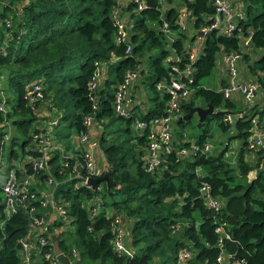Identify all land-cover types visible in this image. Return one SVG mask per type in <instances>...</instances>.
<instances>
[{"label":"trees","instance_id":"1","mask_svg":"<svg viewBox=\"0 0 264 264\" xmlns=\"http://www.w3.org/2000/svg\"><path fill=\"white\" fill-rule=\"evenodd\" d=\"M153 1L156 6L136 9L133 0H0V146L4 150L9 145L11 159L17 157L14 148L19 145L22 156L18 162L30 166L31 159L39 154L36 134L47 130L40 122L48 116L37 113L39 106L48 111L52 105L57 109L59 118L53 132L60 142L65 141L62 144L67 149L71 147L70 128L82 131L85 114L90 113L100 123V156L116 186H104L102 206L96 213L90 214L88 200L101 189L73 187L79 180L72 170L76 158L65 165L59 153L54 154L48 169L36 175L31 187L35 192L44 188L49 175L56 181L54 197L65 203L68 219L57 217L55 224L68 223L73 228L64 227L55 237L70 258L85 264H176L178 251L188 247L193 264H222L217 260L221 251L241 264H264V147H249L247 142L254 118L264 130V109L258 110L255 105L256 110L246 109L230 121L226 114L239 110L232 99L224 96L225 80L214 87L201 82L212 72L219 51L237 52L245 65L244 73L247 70L253 76L251 79L259 84L264 97V52L258 51L264 48V0H244V16L238 19L234 32L224 34L214 29L202 38L203 46L192 62V92L180 103V114L188 111L186 104L196 105L198 96L202 106H214L215 112L202 122L196 140L199 145L207 134L205 121L215 118L222 130L235 128L234 135L242 141L235 162L224 155L227 143L216 153L178 155V150L189 147L190 142L184 140L185 132L177 129L186 120L176 118L172 148L161 153V162L154 171H147L143 167L147 127L138 131L132 127L133 116L114 112V90L125 72L134 71L143 86L154 90L148 96L152 105L138 117L150 120L163 115L168 92L156 86L177 77L172 65L182 70L189 63L186 42L212 20L215 10L211 0H163V4ZM181 7L190 14V34L178 30ZM124 11L132 23L129 51L126 43L115 40L113 14ZM239 34L249 36L245 50ZM97 65H101L102 75L114 89H103L99 84L93 108L89 83ZM33 79H40L44 92L36 105L26 98ZM115 120H121L123 125L109 129ZM10 126L8 140L1 141ZM61 128L66 129L61 132ZM250 153L253 158L247 160ZM196 167H200L201 174ZM77 172L84 173L79 165ZM205 183L211 195L220 200L217 212L207 206L201 195L200 187ZM30 204L45 217L46 210L52 211L37 199H27L26 205L17 203L16 210L5 215L0 193V264H23L20 249L32 227L27 208ZM115 214L122 217L132 254L115 251ZM221 220L226 222L230 237L219 247L215 227ZM41 234L49 243L39 248L37 264H50L42 255L53 249V241L46 230ZM72 248L76 249V257L71 255Z\"/></svg>","mask_w":264,"mask_h":264},{"label":"built area","instance_id":"2","mask_svg":"<svg viewBox=\"0 0 264 264\" xmlns=\"http://www.w3.org/2000/svg\"><path fill=\"white\" fill-rule=\"evenodd\" d=\"M136 9H142L148 6L145 0H133ZM215 6L212 20L203 25L199 30L206 32L209 30L217 29L221 33L229 34L234 32L237 26L239 18L244 16V10L242 2L235 0L231 3L230 0H211ZM243 1V0H241ZM190 18L188 11L181 7L178 14V24L180 30H186L187 20ZM114 24L116 28L115 40L118 43H126V50L131 49V44L128 42L130 28L132 23L127 19L121 17L120 14L115 12L113 14ZM190 21V20H189ZM166 30H168L166 28ZM242 36V34H239ZM197 41L194 47H189L190 52L188 55L189 63L180 70L176 65H172L171 68L177 73V77L169 82L160 81L157 84V89L166 90L168 92V98L166 102L165 113L159 117H154L150 120H145L134 115V103L135 99L130 93V87L132 82L137 78L134 71H127L124 74L123 79L117 84L112 100V107L117 115L121 116H133V123L137 129H143L147 127V146L146 152L143 156V167L147 171H154L161 162L162 151H168L172 148V142L174 141L172 136V122L175 117L180 116V103L183 99H186L193 89V76H192V62L199 54L202 37H196ZM249 42V36L245 39L244 43ZM243 41H241V44ZM243 45V44H242ZM241 45V47H242ZM240 57L237 52H230L224 54V61L228 67V71L231 74V80L223 88L224 96H230L234 91H239L247 102L254 100L259 84L256 81L251 80H236L237 69L235 62ZM102 70L101 65H97L94 69L90 83H89V96L93 102V108H96L97 89L99 80L101 79ZM44 97L43 87L39 81L32 82L26 91V98L31 105H36ZM43 115L48 117L44 120V127L47 129L45 132L37 133L36 137L39 138V154L31 159L29 167L24 164H18L14 166L10 164L8 172L1 173L0 171V191L4 201V210L6 215L11 214L16 210V204L21 203L26 205L27 199H37L41 206L49 205L52 208V212L63 220L68 219L67 211L64 202H58L54 197V189L56 181L51 175L47 176L45 180V187L38 189L36 192L32 190V184L36 175L43 170L48 169L49 161L53 155L59 153L61 162L65 165L69 159L76 158V164L73 167V174L77 176L79 180L74 183V188L77 185H86L91 187L87 182V178L98 177L102 175L105 164L99 162V140L93 131V115L90 113L85 114L82 117V123L85 128L82 131H76L78 138L77 145L72 149L65 148L61 142L57 140L54 134V126L58 123V111L55 106L52 105L48 111L44 107ZM4 110V109H3ZM226 118L230 121L233 117L230 113L226 114ZM2 135L3 142H6L8 137L7 133ZM249 147H264V130H262L256 123V119L252 120V128L249 136L247 137ZM210 145L205 140L202 145L196 142H190L189 147L181 148L178 150V155H184L187 152L196 153L197 151L206 152L209 151ZM3 154V147L0 146V167L2 165L1 155ZM77 165L83 168V175L77 172ZM30 169V170H28ZM200 167H196L198 172ZM18 170L20 173H18ZM69 175V178L72 177ZM96 187L100 190L99 184ZM201 195L207 206L213 211H218L221 208L220 200L217 197L211 195L210 187L207 183L200 187ZM88 206L90 214L96 213L102 206V200L96 194L88 200ZM28 214L31 217L32 227L27 237L22 239L20 256L23 264H37L35 253L39 252L41 246L49 243L48 239L41 234L46 228V217L43 214L36 213V206L34 204L28 205ZM59 215V216H58ZM226 222L221 220L217 223L215 231L217 233L216 244L219 247L223 246V241L230 237V232L225 228ZM112 225L114 226L113 246L115 251L119 254H132V249L128 247L126 243L125 231L122 224V217L119 214H115L112 218ZM34 237V238H33ZM34 240H30V239ZM76 249H71L72 257H76ZM44 260H47L50 264H60L59 259L53 249L45 250L42 255ZM232 255L228 254V257ZM218 262L222 264H241L238 259L231 260L224 257V252L221 251L217 256ZM176 264H193L192 251L188 247H182L177 254Z\"/></svg>","mask_w":264,"mask_h":264},{"label":"rangeland","instance_id":"3","mask_svg":"<svg viewBox=\"0 0 264 264\" xmlns=\"http://www.w3.org/2000/svg\"><path fill=\"white\" fill-rule=\"evenodd\" d=\"M159 1L162 2L163 0H159ZM230 1H231V3H233L235 0H230ZM238 1L242 2V5L240 6V8H242V6H243V9H244V6H245L246 2L244 0L243 1L238 0ZM125 13L126 12H123V13H121V15L123 16V18L128 19V15L127 16H124L123 15ZM190 29H191L190 26L187 27V29H186V31L189 34H190ZM178 30H180V29H178ZM242 38H243V36H241V41H242ZM196 41H197V38L192 39L190 41V45L192 47H194L195 44H196ZM242 47H244V46H242ZM258 51L259 52H264V48H259ZM222 53H223L222 51H219L216 54V63L214 65V68L212 69V72L209 75H207V76H205V77H203L201 79V82H202V84L204 86H211L212 87V86H216L218 84L215 81L218 78L217 77V74H218V71L219 70L225 71L227 73V75L229 74L228 67L223 62V60L221 58ZM250 53H252V51H250ZM238 59H240V58H238ZM235 65H236V62H235ZM236 69H237V71L239 73V68H238L237 65H236ZM109 76L111 77L112 75H109ZM237 76H239V74ZM39 80L40 79H33V80H31L29 82V84H31L34 81H39ZM145 88L147 89V90H145V92L147 94V97L154 92L153 89H149L146 86H145ZM158 91H160V90H158ZM160 92H162V91H160ZM3 95L6 96V92H3ZM253 101H251V102H253ZM195 102H196V105H202L201 97H199V96L198 97H195ZM244 102L248 103L247 101H244ZM148 103H149V106L152 105V102L149 99H148ZM37 111H38L37 113H39V112H42L43 113L44 112L43 106H39L37 108ZM140 112H142V110ZM197 119H198V117L194 113V114L191 115V117L188 120H186L182 125L178 126V128H177V129L185 132V134L183 136L184 140H189L191 143L192 142H195L197 140L198 135L201 132V127H198L197 126ZM40 123H41V125L43 124L42 121ZM110 125L111 126H109V129H112L113 130V129L117 128L119 125H123V123L121 122V120H115L114 122L110 123ZM132 125H133L134 128H136V126H135V124L133 122H132ZM204 127L207 128V134L204 137V140L207 143H209V145H210V149H209L208 152L209 153H216V152L220 151L224 147V145L226 143H228V147L226 148L224 155H225L226 159H229L230 161L235 162V159H234L235 153H236L237 149L239 148V144L241 143V139H240V137L234 135L235 134L234 127L233 126H229L227 130H222L221 127L219 126V124L217 123V120L215 118H212V119H210L208 121H205ZM98 132L96 133L97 136L99 135ZM11 133H12V127L10 126V130L7 133L8 137L6 138V140L9 138V136L11 135ZM8 146L9 145H6L5 146V148L3 150V154L1 155V161H2V165L0 167L1 173L8 172V169H9V166H10L11 163H13L14 166H18V164H19L18 160L22 156V150H21V148L19 147V145H15V148L14 149L17 152V157H13V158L9 159L8 158V151H9ZM200 171L201 170L198 169V172H199L198 174H201ZM104 186H106L105 185V182L104 181H101L99 183V187L101 189L98 192L99 198H102L103 197L102 194L104 192ZM0 193H1V191H0ZM4 213L6 215V211H4ZM0 215H1V213H0ZM2 220L3 219L0 218V223H1ZM68 226L71 227V228H73V225L70 226L67 223L66 224V227H68Z\"/></svg>","mask_w":264,"mask_h":264},{"label":"crops","instance_id":"4","mask_svg":"<svg viewBox=\"0 0 264 264\" xmlns=\"http://www.w3.org/2000/svg\"><path fill=\"white\" fill-rule=\"evenodd\" d=\"M162 4H163V1L161 2ZM125 12V11H124ZM126 14V15H125ZM125 14H123L124 16H127V13H125ZM191 17L190 18H188V20H187V25H188V27L191 25L190 24V22H192L191 20ZM189 20H190V22H189ZM192 31V29H190V32ZM248 36V35H247ZM247 36L246 35H243V38H242V41H243V45L242 46H244V47H242V50H245V49H247V48H245V46H247L248 45V43H244V41H245V39L247 38ZM194 38H196V36L195 37H193L192 39H194ZM191 39V40H192ZM191 40H189L188 42H186V45L187 46H189V47H191V45H190V41ZM202 42H203V39H202ZM201 42V46H200V49L202 48V46H203V43ZM200 51V50H199ZM223 52V51H222ZM250 53V52H249ZM224 52L222 53V55H221V58H222V60H223V62L225 63V61H224ZM250 55L253 57V52L252 53H250ZM236 65L238 66V68H239V73H238V71H237V74H236V76H235V78H236V80H238V81H241V80H251V81H255L254 79H251V78H253V76L251 75V74H249L248 72H247V70H245L246 71V73H244V70L243 69H245V65H244V63L242 62V60L241 59H238L237 61H236ZM103 73V72H102ZM239 74V76H237ZM241 76V77H240ZM217 79H216V83H218L216 86H219V84H220V82L222 81V80H225V85L228 83V82H230V80H231V74L229 73L228 75H227V73L225 72V71H223V70H219L218 71V74H217ZM106 75H102V78L100 79V88H107V89H114V85L112 84V83H110V84H108V82H106ZM214 87V86H213ZM130 93H131V95L134 97V99H135V103H134V113L137 115V117L140 115V114H142V113H144V112H146L147 110H148V108L150 107L149 106V103H148V97H147V94H146V92H145V89H144V86L142 85V83H140V80L139 79H135L133 82H132V85H131V87H130ZM230 99H232L235 103H236V106L237 107H235V109H238L239 111H236V112H229L231 115H232V117H233V120H234V118L238 115V113H241V114H243V112H246V109H250V110H253V107H255V105H257V108H258V110H262V109H264V97H263V92L261 91V89L259 88L258 90H257V93H256V96H255V98H254V101L250 104V102H248V103H246V102H244V101H246L245 99H244V97H243V95L239 92V91H234L230 96H228ZM142 110V112H140ZM254 110H256V107L254 108ZM39 114L40 115H43L42 114V112H39ZM179 117V116H178ZM178 117H175L174 119H173V122H172V128H173V126H175V120H176V118H178ZM140 118V117H139ZM142 119V118H141ZM232 120V121H233ZM133 122V121H132ZM174 124V125H173ZM201 125H202V123H201ZM201 125H198V119H197V126L198 127H201ZM132 127H133V125H132ZM101 128V125H100V123H98V122H96V121H94L93 120V131L95 132V134L99 131L100 132V129ZM134 128V127H133ZM261 128V127H260ZM134 129H136V130H141V129H137V128H134ZM235 129V128H234ZM262 129V128H261ZM64 128H61V132H64ZM263 130V129H262ZM70 133V137H69V142H70V145H71V147L70 148H74L76 145H77V143H78V138H77V135L75 134L76 133V131H74L73 130V127L72 128H70V131H69ZM98 132V133H99ZM97 136V135H96ZM172 136H173V139L175 138L174 137V135H173V133H172ZM98 137V136H97ZM58 141H59V139H58ZM60 142V141H59ZM63 142H65L64 140H63ZM63 142H61V144L63 143ZM190 142V141H189ZM196 142V141H195ZM242 142V141H241ZM228 144V143H227ZM63 145V144H62ZM240 145H241V143L239 144V147H240ZM64 146V145H63ZM65 147V146H64ZM146 152V151H145ZM162 152H164V151H162ZM237 152V151H236ZM102 156H100V149H99V151H98V159H99V162H101L102 164H104V162H103V160H102V158H101ZM253 158V154H248L247 156H246V159L247 160H251ZM101 160V161H100ZM103 174V173H102ZM35 182H36V178L34 179V181H33V184H35ZM106 185V184H105ZM45 214H46V228H45V230L47 231V233H48V235H49V237L51 238V240L53 241V246H54V242L55 241H57L56 240V237H55V235L58 233V231L59 230H61L62 228H64V227H66V224H62V225H60V226H58V225H56L55 224V219L57 218V215L56 214H54L52 211H48V210H46L45 211ZM127 240V239H126ZM224 252V257H227V258H230V257H228V254L227 253H225V251H223ZM35 255V257L37 256V253H35L34 254ZM70 258V257H69ZM71 259V261H74V260H76V259H73V258H70ZM231 259V258H230ZM232 260V259H231Z\"/></svg>","mask_w":264,"mask_h":264},{"label":"water","instance_id":"5","mask_svg":"<svg viewBox=\"0 0 264 264\" xmlns=\"http://www.w3.org/2000/svg\"><path fill=\"white\" fill-rule=\"evenodd\" d=\"M146 4L148 6H156V2L153 0H145ZM213 30H209L206 32H203L201 30L194 33V36L197 34L199 36H206L212 33ZM188 107V111L181 114L177 119L180 120H187L191 117L192 114H196L198 117V125H201V123L205 120L206 116L215 112L214 106L212 104L206 103L205 106L202 105H190L186 104ZM101 181H104L107 187L116 186L115 181L110 177L108 174L107 168L104 169L103 174L98 177H88L87 182L91 185V187H96L97 184H99ZM54 251L57 255V258L59 259L60 264H85L80 259H76L74 261H71L69 256L63 252V250L59 247L58 242H54Z\"/></svg>","mask_w":264,"mask_h":264},{"label":"flooded vegetation","instance_id":"6","mask_svg":"<svg viewBox=\"0 0 264 264\" xmlns=\"http://www.w3.org/2000/svg\"><path fill=\"white\" fill-rule=\"evenodd\" d=\"M195 36H196V37H202V38L204 37V36H199V35H197V34H196ZM195 36H194V37H195ZM183 113H184V112H182L181 114H183Z\"/></svg>","mask_w":264,"mask_h":264}]
</instances>
